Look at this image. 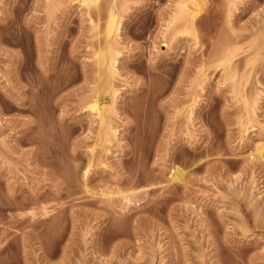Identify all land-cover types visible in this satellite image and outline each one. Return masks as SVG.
Returning a JSON list of instances; mask_svg holds the SVG:
<instances>
[{
    "label": "rangeland",
    "instance_id": "374dc122",
    "mask_svg": "<svg viewBox=\"0 0 264 264\" xmlns=\"http://www.w3.org/2000/svg\"><path fill=\"white\" fill-rule=\"evenodd\" d=\"M90 1L0 0V264H264V0Z\"/></svg>",
    "mask_w": 264,
    "mask_h": 264
},
{
    "label": "bare ground",
    "instance_id": "6f19581e",
    "mask_svg": "<svg viewBox=\"0 0 264 264\" xmlns=\"http://www.w3.org/2000/svg\"><path fill=\"white\" fill-rule=\"evenodd\" d=\"M89 1V0H88ZM90 2H93V0H91ZM181 4V3H180ZM179 5V4H178ZM185 8H186V6H184V4H182V6H180V11H179V9H178V11L179 12H184L185 11ZM188 9V8H187ZM187 9H186V11H187ZM178 11H176V12H178ZM191 12V11H190ZM185 13V12H184ZM191 14H192V12H191ZM174 16L172 17V19H171V21L170 22H175L178 18H180V16L177 14V15H175V13L173 14ZM193 15V14H192ZM193 17H194V15H193ZM191 18H192V16H191ZM115 17L113 16L112 17V19L110 20V23H109V28H108V30L109 31H114V29L113 28H116L115 26H116V22H115ZM193 21V20H192ZM191 22V21H190ZM171 24V23H170ZM173 24V23H172ZM192 24V23H191ZM118 25V24H117ZM193 25V24H192ZM109 31H107V33L109 32ZM110 33V32H109ZM106 52H108V51H106ZM102 53V54H101ZM111 52H109V55H107V53L105 54L104 52H100V54H98V60H99V63L101 62V63H103L104 64V61H106L105 60V58L104 57H106V58H108L107 56H110L111 54H110ZM105 54V55H104ZM107 55V56H106ZM113 56H110L108 59H109V62L110 63H112L111 61V58H112ZM114 61V60H113ZM107 62H108V60H107ZM109 64V63H108ZM114 64V63H113ZM111 66V64L109 65V67ZM105 67H106V65H105ZM108 68V65H107V67H106V69ZM113 68V65H112V67H111V69ZM106 69H105V72H112L113 71V69H115V68H113L112 70H110V68L109 69H107V71H106ZM109 70V71H108ZM114 72V71H113ZM112 72V73H113ZM108 74H110L111 75V73H108ZM107 74V75H108ZM101 96H103V94L101 93H99L94 99H93V101H92V103L90 104V107L93 109V110H95L96 112H97V114L99 115V117H100V121H101V126H104L103 124L105 123V107L104 106H102L101 105V103H100V97ZM102 128V127H101ZM263 151H264V147H259L258 148V154L260 155V156H262L263 155ZM173 175V178L172 179H178V180H180V179H183V177H184V175H185V172L182 170V169H176V171L172 174Z\"/></svg>",
    "mask_w": 264,
    "mask_h": 264
}]
</instances>
